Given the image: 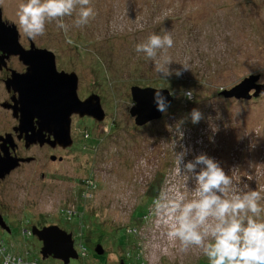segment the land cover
Here are the masks:
<instances>
[{
	"label": "rangeland",
	"instance_id": "1",
	"mask_svg": "<svg viewBox=\"0 0 264 264\" xmlns=\"http://www.w3.org/2000/svg\"><path fill=\"white\" fill-rule=\"evenodd\" d=\"M1 2L6 18L17 23L22 0ZM90 6L95 17L87 25L75 27L74 12L64 18L70 25L67 35L53 21L46 24L45 35L34 40L56 54L59 68L81 76L80 97L91 91L98 94L110 119L77 122L76 146L62 152V163L27 164L8 177L0 187L5 203L0 208L11 232L0 227V241L29 264H64L43 258L42 242L23 232L27 220L31 225L57 224L74 233L76 249L82 253L80 241L87 248L86 256L80 254L69 264H118L123 249L116 245V237L123 229L116 230L138 224L143 228L141 241L148 264H210L202 249L192 246L184 252L179 241H169L157 216L148 224L140 223L139 206L148 203L152 186H158L157 198L174 189L191 198L194 180L186 181L177 172L175 153L182 151L181 146L188 149L184 163L203 153L240 187L264 188V93L250 100L219 95L251 74H260L259 82H264V0H91ZM165 32L173 38V46L167 49L173 60L170 70L173 74L180 70L184 80L200 81L198 94L195 97L193 90L180 84L162 117L138 126L130 114L131 87L142 77L134 72L159 75L153 62L135 48L150 34ZM108 57L115 59L114 67H109ZM96 62L105 64L103 76L96 73ZM179 62L190 69L184 70ZM189 90L191 99L185 95ZM194 108L202 114L198 123L191 119ZM152 202L148 206L154 208ZM260 204L264 207V199ZM78 206L85 208L87 230H97L96 235L90 233V241L76 238L78 217L65 220L63 210ZM95 226L105 232L104 254L96 252L98 239L94 238L103 232ZM127 264H137V260L128 258Z\"/></svg>",
	"mask_w": 264,
	"mask_h": 264
},
{
	"label": "clouds",
	"instance_id": "2",
	"mask_svg": "<svg viewBox=\"0 0 264 264\" xmlns=\"http://www.w3.org/2000/svg\"><path fill=\"white\" fill-rule=\"evenodd\" d=\"M90 5L91 0H22L16 11L18 28L36 39L45 35L47 23L55 21L67 35L70 25L64 18L75 12L73 25H87L95 17ZM67 43L71 44V39ZM172 46L170 33H152L135 50L143 52L153 62L156 73L165 79L173 74L169 68L173 60L167 55ZM180 64L184 70L190 69L187 63ZM175 75L180 76L181 71L175 70ZM155 90L158 110L166 111V98L161 89ZM185 95L191 99L192 92ZM201 118V112L194 108L192 122L198 123ZM177 132L182 138L179 128ZM181 147L182 151L175 153L177 172L186 181L192 178L195 188L190 199L186 192L174 189L161 193L154 201L153 212L166 228L168 240L179 241L184 252L192 246L202 249L210 264H264V207L260 204L264 188L252 190L247 184L240 187L218 162L203 153L184 163L188 149ZM11 259L7 257L5 264H10Z\"/></svg>",
	"mask_w": 264,
	"mask_h": 264
},
{
	"label": "water",
	"instance_id": "3",
	"mask_svg": "<svg viewBox=\"0 0 264 264\" xmlns=\"http://www.w3.org/2000/svg\"><path fill=\"white\" fill-rule=\"evenodd\" d=\"M0 49L9 54L18 55L27 65L26 73L15 75L11 80L15 82L17 91H19L17 103L20 106L18 111L15 109V115L19 117V125L15 131L26 134L25 139L28 145L41 140L44 132L53 131L58 142L64 147H71L74 143L71 136L72 115L89 116L97 121L105 119L106 112L100 96L92 93L87 98L81 99L78 94L79 77L77 73L58 70L56 55L52 50L39 48L34 43L30 49H25L19 42L16 25L5 22L1 10ZM259 81L260 74H251L230 89L222 90L220 94L225 98L250 100L264 93V82ZM155 89H161L166 98V109L170 108L174 102V95L168 88L132 86L133 106L130 108V114L138 126L158 120L164 113L158 110L154 101ZM11 138V134L5 136L0 134V180L19 167L22 162H29L32 159L11 155L5 149L7 141L9 142ZM0 227L11 232L1 212ZM32 234L42 242L40 253L43 258L52 257L64 264H69L72 259L79 258L73 232L57 224H51L43 227L33 225ZM104 251L101 244L97 245L98 254H104Z\"/></svg>",
	"mask_w": 264,
	"mask_h": 264
},
{
	"label": "flooded vegetation",
	"instance_id": "4",
	"mask_svg": "<svg viewBox=\"0 0 264 264\" xmlns=\"http://www.w3.org/2000/svg\"><path fill=\"white\" fill-rule=\"evenodd\" d=\"M0 10L2 13V18L5 22L16 25L18 33H19V42L25 49H30L32 43H34L39 48H45L44 46L38 45L34 39L29 38L28 36L22 34L21 30L18 28V24L6 18L4 6L2 5L1 0H0ZM3 55H6V57H2ZM0 57H2L0 58V85H1V93L3 95V98L0 99V134L4 136L7 134L12 135V138L10 139L9 142L7 141L6 146H5V149L9 151L11 155H14L20 158H27V157L32 158L31 161L29 162H22L19 167L13 170L4 179L0 180V187H1V185L6 182L9 176H11L16 171L22 169L27 164L38 162L41 164L42 167H45L47 162L62 163L64 161L62 152H66L76 146V140H75L74 133H73L76 123L82 120H87V119L90 120L91 122H95V121L97 122V120L89 116L80 117L77 114L72 115L71 136L75 144L73 143L71 147H64L62 143L58 142L53 131L51 133L48 131L44 132V137L41 140H39L36 143H32L28 145L25 139L26 134L21 133L20 131H15V128L19 125V117L15 115V109L16 111H18V107L20 106V104L17 103L19 100V91H17V86L15 82L11 80L13 79L15 75L26 73L27 65L19 58L18 55L9 54L7 52H4L2 49H0ZM57 68L58 70H65L67 72L74 71L71 69L59 68L58 66ZM77 75L79 77L78 94L80 96L79 91L82 89V81H81L82 79H80L81 76L78 73ZM92 93H95V92H92V91L88 92L86 95L80 98L85 99ZM239 100H243V99H239ZM101 102H102V99H101ZM19 114L20 112L18 113V115ZM107 117L108 115L106 114L105 119L100 122L105 123ZM34 124L36 125L35 121H34ZM45 176H46V173L43 171L42 177L45 178ZM1 206H5V203H4V199L0 195V207ZM0 212L2 213L4 219L6 220L4 212L2 211L1 208H0Z\"/></svg>",
	"mask_w": 264,
	"mask_h": 264
},
{
	"label": "trees",
	"instance_id": "5",
	"mask_svg": "<svg viewBox=\"0 0 264 264\" xmlns=\"http://www.w3.org/2000/svg\"><path fill=\"white\" fill-rule=\"evenodd\" d=\"M123 36L125 37V39H127L126 38L127 35H123ZM110 45L112 47L111 40H110ZM111 47H109V48L112 50L113 47L112 48ZM108 59H110V61L112 62V64H109V67H114L116 62H114L113 60H115V59L113 57H108ZM97 63H99V66L96 65ZM95 66L99 69V71L97 70L96 73L101 74L103 76L104 71L107 72V70L103 68V66H105L104 63L96 62ZM134 73L136 75L142 77V78L137 79L136 81L134 80L132 82L133 84L139 85L142 87L152 86V87H156V88H168L172 92L173 95L176 94V89H179L180 84H182L184 89L188 88V89L193 90L194 96L196 97L198 94V89H199L200 83H201L200 81H198L196 79H192L191 81L184 80L181 78V76H176L175 74L164 79L161 76L155 77V78L150 77L149 76L150 73H148V72L143 74L140 71L135 70ZM113 74H115V73H113ZM144 77H145V79H144ZM186 81H187V83H186ZM219 95L223 96L221 94H219ZM256 98L257 97H255L254 99H256ZM227 99H230V98H227ZM157 192H158V186H152L151 189H149V191H148V196H147L148 197L147 198L148 203L145 202V204H142L141 206H139L141 208V211L143 212L142 217L137 218V220H139L140 223L142 222V223L148 224V222L151 221L153 217H156V215L153 212V208H151L152 206H148V204H149V202H152V201L154 202L157 199V197H156ZM77 208H76V210L78 212H80V214L85 216V208L79 207V206ZM150 211H152V213L149 216L148 212H150ZM134 223H137V221ZM78 224L80 225V231L79 232H81V234H82V240L84 239L86 241H88V240L90 241V239H92V237H90V233H91V235L98 234V233H94L95 231H97V230H94L95 228H91L90 230H87L88 224L84 223L83 217H82V221L79 220ZM36 225L43 227V226L48 225V224L45 222H40L39 224H36ZM136 225H138V224H133V225L129 224V225L125 226V228H118L116 230V231H118L120 229H123L122 234L120 236L116 237V239H117L116 245L119 246V248L121 247V249H123V254H121V260L119 261L118 264H127L128 258H132L134 260H137V258H138L137 264H148V262L144 259V257L140 258L137 256V254H139V250H143L144 247H142L143 244L141 241V239H142L141 238V230L143 228H139ZM95 227L97 229H100L97 226H95ZM132 228L136 229L139 233L134 232V231L128 232V230L132 229ZM101 232H103V233H100V235L96 236L97 238H94V240L98 239L96 242L97 245L102 244V239H104V237H105V232L102 230H101ZM135 238H137L139 241L138 240L136 241ZM104 250H105V248H104Z\"/></svg>",
	"mask_w": 264,
	"mask_h": 264
},
{
	"label": "built area",
	"instance_id": "6",
	"mask_svg": "<svg viewBox=\"0 0 264 264\" xmlns=\"http://www.w3.org/2000/svg\"><path fill=\"white\" fill-rule=\"evenodd\" d=\"M66 209L63 210V213H65L64 217H65V220L67 222H71L75 217H78L80 219V221H82L83 215L80 214V212H78L76 210V208H70L69 207ZM151 213H152V211L149 212V216L151 215ZM131 231L138 232L136 229H133V228L128 230V232H131ZM23 232L25 235L26 234L32 235V225H31V222L29 220L25 221V226H24ZM76 238L82 240L81 232L77 233ZM80 248L82 250V253L78 250V248L76 249L78 251L79 256H80V254L82 256H86L87 255V248L84 246V244L81 241H80ZM143 250H139V254H137V256L140 258L144 257V259H146V256L144 254L145 251H143ZM26 253H28V251ZM7 257L12 258L10 261V264H21V262H22V264H29L26 257H24L21 254L9 251L8 246L5 244V242L3 240H1L0 241V264H5V259ZM137 260H138V258H137ZM32 264H37V263L34 262Z\"/></svg>",
	"mask_w": 264,
	"mask_h": 264
}]
</instances>
